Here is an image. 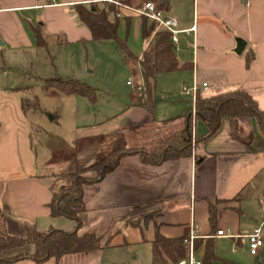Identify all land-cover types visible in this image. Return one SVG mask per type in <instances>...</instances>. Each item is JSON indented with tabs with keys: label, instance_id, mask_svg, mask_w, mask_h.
I'll list each match as a JSON object with an SVG mask.
<instances>
[{
	"label": "crops",
	"instance_id": "obj_1",
	"mask_svg": "<svg viewBox=\"0 0 264 264\" xmlns=\"http://www.w3.org/2000/svg\"><path fill=\"white\" fill-rule=\"evenodd\" d=\"M58 1L59 4H52V0H0V40L4 42L0 46L38 48L33 32L37 26L42 32L46 29L52 37L65 36V45L92 41L89 29L77 19L74 6L113 0ZM120 1L133 10L146 1H153L165 16L177 21L176 55L180 63L189 64L191 69L163 75H180L183 98L191 102L183 89L191 88L197 81L200 86L208 84V90L201 91L203 94L212 89L211 95L244 91L264 111V0ZM40 11L44 13L43 24L37 22ZM123 12L131 18L129 48L134 58H129L133 59L129 65L138 79L137 93L129 105L114 115L98 121L95 118L94 123L77 127L78 141L97 143L96 148L88 149L85 154L94 150L98 158L131 148L152 151L189 126L187 116L192 102L175 103L177 99L170 95L171 89L167 91L170 100L157 99L154 115L139 107V89L143 85L139 61L148 50L149 58L153 59L151 46L158 31L155 29L144 41L142 17L128 9ZM125 32L126 22L122 20L119 33L123 37ZM238 39L246 43L241 55L235 53ZM249 54L254 60L247 67ZM16 89L0 86V208L7 207L10 212L4 217L7 231L10 235L23 236L29 225H36L40 232L52 227L72 231L76 226L73 221L52 217L47 208L53 180L39 176L54 172L48 166H45L46 172L39 167L33 127L22 109L25 94ZM243 129L244 135H252L248 144L234 138L232 123L224 118L221 129L207 141L195 145L190 157L168 160L158 166L145 165L138 156L124 158L102 182L84 187L86 213L128 212L132 208L134 213L144 208L146 214L159 212L145 227L149 243L155 239L156 226L166 238H180L188 233L191 224L196 234L207 240L215 235L209 221L212 204L217 209L216 232L223 230L231 235V238L213 239L214 248L216 240L229 239L234 251L248 248L249 252L246 237L264 221V135L255 119ZM131 132L132 140H124L123 136ZM205 133V125L194 121L193 140ZM33 252L34 247L29 245L2 255ZM198 254L203 257V251ZM254 258L252 264L258 258V264H264V246Z\"/></svg>",
	"mask_w": 264,
	"mask_h": 264
},
{
	"label": "trees",
	"instance_id": "obj_2",
	"mask_svg": "<svg viewBox=\"0 0 264 264\" xmlns=\"http://www.w3.org/2000/svg\"><path fill=\"white\" fill-rule=\"evenodd\" d=\"M123 11L111 2L74 6L77 19L89 29L93 41H115L125 59L134 58L129 48L131 18L124 16ZM122 20L126 22V32L123 37L119 33ZM156 26L155 22L142 17L141 33L144 41L151 37ZM33 32L36 46L48 48L40 26L34 28ZM57 44L65 45L67 42L58 41ZM151 47L154 54L153 59L149 58L148 50L145 52L143 60L139 61L143 85L139 89L138 105L154 115L157 106L158 77L163 74L187 71L191 69V66L179 62L172 35L168 32L163 30L156 32ZM253 60V55L249 54L246 59L247 67H250ZM52 89L64 96H79L88 99L92 104L96 103L94 89L78 80H64L59 76L44 80L42 91L49 92ZM16 91L25 94L22 99L24 113L28 114L30 107L34 104L38 107V99L31 98L34 96V91L30 88H17ZM187 118L189 122L187 130L173 134L152 151L144 149L118 150L107 154L86 168H79L78 164L74 162L66 172L39 176V178L53 180L49 187L52 198L47 205L50 215L66 218L73 221L76 226L72 231H63L52 227L47 232H40L36 225H29L23 236H14L8 233L4 220V217L10 213L9 209L7 207L0 208V264H15L20 261L45 264L51 259L59 264L61 259L66 256L97 252L109 247L113 237H110L103 246L96 233L81 232L83 229L82 215L87 212L84 187L102 182L105 176L113 172L126 157L138 156L143 164L150 166H158L168 160L190 157L195 145L207 141L221 129L224 118L231 121L233 136L240 143L248 144L252 140V135H244L243 128L253 119L257 121L264 135V111L260 109L256 100L241 90L211 96L199 93L195 104V113L192 114L191 108ZM194 121L202 123L206 127V133L197 137L196 140L192 138ZM158 216L159 212L144 214L140 217L137 227H147ZM209 221L212 232L216 233L217 209L212 204H210ZM187 234L180 238H166L156 226L155 239L150 243L152 264H177L185 259L188 249L184 245V239ZM29 245L34 247L33 253H21L10 257L2 255L5 251ZM195 246L197 252L203 251L202 264H214L218 260L213 239H197Z\"/></svg>",
	"mask_w": 264,
	"mask_h": 264
},
{
	"label": "rangeland",
	"instance_id": "obj_3",
	"mask_svg": "<svg viewBox=\"0 0 264 264\" xmlns=\"http://www.w3.org/2000/svg\"><path fill=\"white\" fill-rule=\"evenodd\" d=\"M38 19L39 24L45 22L42 11ZM43 33L47 36L48 48L0 46V86L30 88L34 91L31 98L38 99V107L36 104L30 107L27 120L33 127V142L42 172H46L45 166L50 168V172H66L74 162L79 168H86L101 158L94 150L85 154L88 149L96 148L97 143L78 141L75 138L77 127L94 123L95 118L98 121L112 116L132 102L138 81L129 65L133 59H125L115 41L92 40L60 46L57 42L65 41V36L57 39L46 29ZM3 35L7 36L4 30ZM131 38L133 40V35ZM56 76L64 80H78L93 88L96 103L79 96H64L53 89L43 92L44 80ZM178 76L163 75L158 78V100H170L167 91L171 89L170 95L177 99L175 103L192 102L181 95L183 82ZM212 91L202 94L210 96ZM175 113L178 115L177 110ZM50 116L55 119L50 120ZM123 138L132 140L133 132ZM144 214V208L134 213L132 208L128 212L111 210L82 215L84 226L81 232L96 233L103 246L113 237L111 245L97 252L66 256L59 264H152L148 231L144 226L137 227ZM121 231L123 234H120ZM234 248L229 239L216 240L215 253L220 259L214 264L253 263L255 258L249 255L248 248H238L237 252ZM18 264L34 263L22 261ZM45 264H56V261L51 259Z\"/></svg>",
	"mask_w": 264,
	"mask_h": 264
},
{
	"label": "built area",
	"instance_id": "obj_4",
	"mask_svg": "<svg viewBox=\"0 0 264 264\" xmlns=\"http://www.w3.org/2000/svg\"><path fill=\"white\" fill-rule=\"evenodd\" d=\"M116 7L122 10H131L135 14L140 17L147 18L148 20L156 23V31L163 30L168 32L172 35V39L174 44L178 43L177 40V21L173 18H169L164 15L163 11L159 8V6L153 1H146L144 2L139 8L137 9H129L125 4H123L120 0H113L111 1ZM52 4H59L58 0H52ZM120 16V15H119ZM208 90V84H198L197 81L194 82V85L191 88H184L183 94L187 97L191 98L192 101V114L195 113V104L198 98L199 93L201 91ZM213 239H222V238H231L227 232L223 230H219L215 233L212 237ZM249 253L252 257L258 256L260 249L264 246V221L261 222L254 231L249 234L247 237ZM197 239H201L194 230V225L191 224L188 234L184 239V245L188 249L187 257L177 264H202V258L197 252L195 241Z\"/></svg>",
	"mask_w": 264,
	"mask_h": 264
},
{
	"label": "water",
	"instance_id": "obj_5",
	"mask_svg": "<svg viewBox=\"0 0 264 264\" xmlns=\"http://www.w3.org/2000/svg\"><path fill=\"white\" fill-rule=\"evenodd\" d=\"M0 45H1V44H0ZM245 47H246V43L244 42V40H242V39H238V40H237V47H236V49H235V53L238 54V55H241V54L243 53ZM49 119H50V120H54L55 117H53V116L51 117V116H50Z\"/></svg>",
	"mask_w": 264,
	"mask_h": 264
}]
</instances>
